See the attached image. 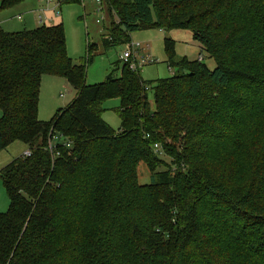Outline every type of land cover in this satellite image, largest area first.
<instances>
[{
  "label": "trees",
  "instance_id": "obj_1",
  "mask_svg": "<svg viewBox=\"0 0 264 264\" xmlns=\"http://www.w3.org/2000/svg\"><path fill=\"white\" fill-rule=\"evenodd\" d=\"M22 1L0 0V11ZM106 5L105 48L137 30L190 29L216 68L202 54L179 58L165 37L172 76L144 80L120 59L87 84L94 47L75 63L63 23L0 29V151L27 145L0 167L10 200L0 264H264V0ZM44 75L76 90L49 120L39 117ZM115 96L117 130L101 116ZM57 134L65 140L50 147Z\"/></svg>",
  "mask_w": 264,
  "mask_h": 264
},
{
  "label": "rangeland",
  "instance_id": "obj_2",
  "mask_svg": "<svg viewBox=\"0 0 264 264\" xmlns=\"http://www.w3.org/2000/svg\"><path fill=\"white\" fill-rule=\"evenodd\" d=\"M63 2L64 0H53L48 4L46 0H24L5 11H0V29L6 30L8 28L17 31L21 27L35 29L40 22L46 25L63 23L68 54L75 63H87L89 41L94 47L91 54L94 59L87 63V84L99 83L113 72L115 62L121 59L131 42L141 44L138 49V54H140L138 60L150 55L148 62L140 68L144 80H156L172 76L177 68H169L167 64L168 54L165 50V37L176 40L175 49L179 58L186 56L189 59H197L202 54L205 64L211 69L216 68V62L208 55V52L202 49L190 29L175 28L164 31L161 28H150L137 30L130 33L128 42L105 48L102 38L109 32L112 21L107 5L104 4L103 10L100 11L89 0ZM40 14L43 18L42 21L39 19ZM21 15L24 17L23 22L25 24L19 25L18 16ZM120 72L121 70H116L118 75ZM48 79H53V82L49 83ZM65 82L67 81L58 75L43 76L39 99V117L41 119H51L57 107L68 105L75 97V88ZM61 93L64 96H61ZM148 99H150L151 106L154 107L152 90L148 92ZM120 103L121 100L116 96L108 98L104 101L105 110L101 114L114 130L119 129L121 125L120 115L117 113ZM1 114L0 109V117ZM57 136L53 139V144L65 140L59 134ZM26 150L27 145L23 142L10 143L5 150L0 151V167L5 166L11 159L23 155ZM161 157L169 163L171 162L167 155L162 154ZM137 176L141 184L152 182L150 169L143 161L138 165ZM9 204V196L6 193L3 180L0 178V211H7Z\"/></svg>",
  "mask_w": 264,
  "mask_h": 264
},
{
  "label": "built area",
  "instance_id": "obj_3",
  "mask_svg": "<svg viewBox=\"0 0 264 264\" xmlns=\"http://www.w3.org/2000/svg\"><path fill=\"white\" fill-rule=\"evenodd\" d=\"M46 1L49 3L52 0H46ZM89 1H91L93 4H95L97 9L100 11L103 10V5L106 4V0H89ZM58 14H60V13L58 12ZM42 19H43L42 16H40L41 21H42ZM140 47H141L140 43L131 42L129 48L121 56L122 63L125 65L127 64L128 68H130L132 70H138L148 62V58L150 55L145 56L144 58H141L140 60H138V57L140 56V54H138V49ZM199 59L202 60L203 56H200ZM62 96H63V94H62ZM55 137H58V136L55 135ZM53 145H55V144H53V140H52L50 147H52Z\"/></svg>",
  "mask_w": 264,
  "mask_h": 264
},
{
  "label": "crops",
  "instance_id": "obj_4",
  "mask_svg": "<svg viewBox=\"0 0 264 264\" xmlns=\"http://www.w3.org/2000/svg\"><path fill=\"white\" fill-rule=\"evenodd\" d=\"M53 1V0H52ZM51 3V2H50ZM49 4V3H48ZM60 15V14H59ZM40 16H41V14L39 15V19H40ZM18 20H19V22H20V24L19 25H21V24H25V22H23V20H24V17L21 15V16H18ZM41 21V20H40ZM42 22H40V24H41ZM39 24H37V26H38ZM33 28V27H32ZM37 28V27H36ZM22 29H31V28H28V27H21V28H19V30H17V31H21ZM4 30V29H3ZM6 30H8V31H15L14 29H6ZM5 30V31H6ZM48 82L49 83H52L53 82V79H48ZM65 83H67V82H65Z\"/></svg>",
  "mask_w": 264,
  "mask_h": 264
}]
</instances>
